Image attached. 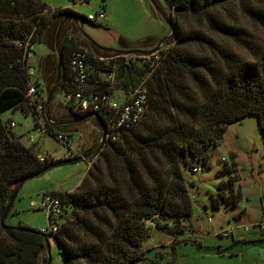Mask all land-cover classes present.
Listing matches in <instances>:
<instances>
[{
  "label": "trees",
  "instance_id": "obj_1",
  "mask_svg": "<svg viewBox=\"0 0 264 264\" xmlns=\"http://www.w3.org/2000/svg\"><path fill=\"white\" fill-rule=\"evenodd\" d=\"M167 3L176 29L169 47L145 58H127L100 47L83 33L77 19L86 16L73 8L55 9L44 0H0V264H47L44 235L57 241L65 264H136L148 259L162 264L159 258L165 257V252L156 250L150 257L151 250L144 244L154 229L167 232L172 247L189 241L179 237L190 231L193 215L184 171L196 172L197 166L206 169L210 147L221 143L228 124L247 115L258 116L264 136V44L244 24L248 20L264 26V0ZM70 19H74V26L60 41L62 77L57 89L68 102L56 114L50 100L48 119L46 111L39 114L26 94L29 52H36L32 45L43 43L49 22L56 20L58 28L64 21L62 32ZM121 48L135 47L130 42ZM77 52H85L92 66L86 85L76 80L72 68ZM41 64L48 77L57 75L56 66ZM113 70L115 80L108 81ZM142 81L150 91L142 120L132 127L109 128L117 114L102 97L131 90ZM82 88L91 101V108L85 111L80 110L74 96H69ZM95 103L102 106L100 110L92 108ZM15 109L32 113L36 127L45 125L46 132L57 138L63 134L70 143L72 133L60 128L70 130V126L90 118L99 122L101 136L104 125L112 135L106 136L88 158L90 161L98 155L75 190L51 191L60 197L65 212L54 234L25 225L26 229L1 224L24 177L68 159L42 161L36 147L23 143V135L15 134L10 121L3 119V113ZM91 112L100 118L91 116L60 125L51 121L81 118ZM77 149L69 158L90 148ZM212 198L215 205L221 199L235 205L239 197L234 181H223L219 197L212 194ZM217 251L222 252L219 247Z\"/></svg>",
  "mask_w": 264,
  "mask_h": 264
},
{
  "label": "rangeland",
  "instance_id": "obj_2",
  "mask_svg": "<svg viewBox=\"0 0 264 264\" xmlns=\"http://www.w3.org/2000/svg\"><path fill=\"white\" fill-rule=\"evenodd\" d=\"M44 1L52 8L70 7L85 15V18L77 22L81 31L97 43L116 49L130 42L136 49H152L170 32V25L158 11V7H161L170 16L167 0H75L77 3L73 0ZM101 10L105 11L104 18L96 22L87 19L89 14ZM73 20L70 19L69 25L60 32V41L69 28L74 26ZM57 24L56 20L49 22L44 32V41L36 44V52L30 61L36 68V77H39L41 83L40 93L46 101L57 75L48 77L41 63L46 65L49 62L51 67L58 66L55 43L60 25L57 28ZM244 24L256 40L264 44V26L248 20H244ZM174 38L166 40L160 50L167 49L169 41ZM149 55L125 54L127 58ZM57 89L51 101L52 109L60 114L63 103L68 100ZM116 93L120 94L115 91L112 94L115 96ZM2 117L5 121L14 120L16 125L12 127L13 132L23 135L22 142L33 144L39 153L60 159L67 150V144L42 131L41 127H36L37 120L32 113L26 114L21 109H15L6 111ZM60 131L72 133L71 143L80 149L92 148L102 140L101 126L95 118L76 123L70 126V130L62 127ZM31 136L34 141L30 140ZM210 154L211 160L206 169L184 171L193 199V215L190 231L181 233L179 237L189 241L172 247L171 242L168 244L172 237L167 232L154 229L146 239L144 248L151 250L148 253L150 257L156 250L165 252V257L159 258L162 264H264V136L258 116L247 115L242 120L228 124L223 140L219 145L210 147ZM97 158L98 155L90 161L60 164L28 179L20 189L5 223L14 227H47L49 222L46 210L31 207V201L40 200L45 192L75 190L87 174L90 164ZM223 181L228 184L234 181L235 193L239 197L235 205L222 199L219 205L214 204L212 194L219 197V187ZM148 224L153 226L151 221ZM225 230L230 231L229 235L223 234ZM50 242V264H65L57 241L51 238ZM218 247L221 253L217 251ZM136 264L152 263L148 259Z\"/></svg>",
  "mask_w": 264,
  "mask_h": 264
},
{
  "label": "built area",
  "instance_id": "obj_3",
  "mask_svg": "<svg viewBox=\"0 0 264 264\" xmlns=\"http://www.w3.org/2000/svg\"><path fill=\"white\" fill-rule=\"evenodd\" d=\"M104 17V11L88 15L89 19L95 21H98L99 19H102ZM31 48L34 49L35 45H32ZM32 54V52H29L30 59ZM72 68L75 70L76 80L80 84L86 85L88 83L89 71L92 69V66L87 61L85 52H77L74 54L72 60ZM29 75V87L26 94L30 98V101L37 106L38 113L42 114L44 111H46L47 101L44 97H42V93H40L41 83L38 79L39 77H36V68L31 64V62L29 65ZM115 77L116 72L113 70L107 75L106 79L113 82L115 80ZM118 95L120 97H118ZM69 96H74L81 111H85L91 108L90 98L86 95L83 88L75 91L74 93H70ZM149 97L150 91L145 81L140 82L135 88L120 94H116L115 96L110 94L103 96L102 100L107 102L113 109H115L117 114L115 120L110 122L109 128H121L124 126L132 127L135 124H138L142 120L148 109ZM101 107L102 106L99 103H95L92 106L95 111L100 110ZM10 124L14 127L16 125V122L14 120H11ZM46 129V126L42 125V131H46ZM107 137H112L111 132L107 133ZM113 138L116 137L113 136ZM58 139L61 142L67 144V150L65 151L64 155L61 156V158H69L70 156H73L75 152H78L77 147L68 141L67 136L59 134ZM30 140L34 141V137L31 136ZM38 157L42 161H45L48 158H52L48 154L43 153H39ZM92 165L93 164L91 163L89 167H91ZM194 170L201 171L203 170V166H197L194 168ZM30 205L33 208H43L46 210L49 225L47 227L40 228L39 230L41 232L52 234L58 232L62 223L63 215H65L64 208L59 196L53 194L52 192H45L40 200H32ZM229 233V230H225L223 234L227 236L229 235Z\"/></svg>",
  "mask_w": 264,
  "mask_h": 264
},
{
  "label": "water",
  "instance_id": "obj_4",
  "mask_svg": "<svg viewBox=\"0 0 264 264\" xmlns=\"http://www.w3.org/2000/svg\"><path fill=\"white\" fill-rule=\"evenodd\" d=\"M158 11L160 12V14L163 16L164 20L170 25V32H169V35L163 39H160L159 42L157 43V45L152 48V49H136V48H131V49H126V48H119V49H116V48H113V47H110V46H105V45H102V44H99L97 43L94 39L90 38L88 35V37L93 41L95 42L96 44H98L100 47L108 50V51H111V52H116V53H120V54H140V55H149V54H153L157 51H159L162 47V44L168 40V39H171L172 37H174L176 35V29L170 19V17L166 14V12H164L162 10L161 7H158ZM76 16V15H75ZM77 18V16H76ZM79 20L77 19V22ZM64 21L61 22L60 26H59V29H58V32H57V35H56V48H57V52H58V66H57V78H56V81L54 83V86L52 87L50 93L48 94V98H47V102H46V115L48 117V119H51V115H50V112L48 110V104L52 98V94L54 93V91L57 89L59 83H60V80H61V77H62V72H61V68H62V53H61V48H60V32H61V28H62V25H63ZM91 116H98V113L96 112H91L81 118H74V119H64V120H52L53 124H69V123H75V122H79L83 119H86L88 117H91ZM100 118V117H99ZM101 120V119H100ZM106 136H107V127L104 125V130H103V135H102V140H101V143L90 148L87 152H85L84 154H80L78 156H75V157H71V158H68V159H63V160H58V161H55V162H52L50 164H48L47 166H45L43 169H41L40 171L34 173V174H31L29 176H26L24 177L20 183L18 184L17 188H16V191L14 192L12 198H11V201L4 213V216L2 217L1 219V224L3 226H8L6 223H5V219H6V216L9 214V212L11 211L12 207H13V204L17 198V195L20 191V189L22 188V186L24 185V183L32 178V177H35L41 173H44L45 171L57 166V165H60V164H64V163H71V162H76V161H81V160H88L89 157H91L99 148L100 146L102 145L103 141L106 139ZM17 227H22V228H25L24 226H17ZM45 239H46V250H47V255H48V262L47 264H50L51 262V242H50V239L47 235H44Z\"/></svg>",
  "mask_w": 264,
  "mask_h": 264
},
{
  "label": "crops",
  "instance_id": "obj_5",
  "mask_svg": "<svg viewBox=\"0 0 264 264\" xmlns=\"http://www.w3.org/2000/svg\"><path fill=\"white\" fill-rule=\"evenodd\" d=\"M42 128V127H41ZM75 145V144H74ZM69 191H71V190H69ZM171 242V240L170 241H168V244Z\"/></svg>",
  "mask_w": 264,
  "mask_h": 264
}]
</instances>
